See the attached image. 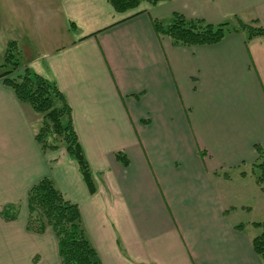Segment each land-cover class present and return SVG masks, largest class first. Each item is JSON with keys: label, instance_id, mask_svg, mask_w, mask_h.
<instances>
[{"label": "crops", "instance_id": "0c3cea01", "mask_svg": "<svg viewBox=\"0 0 264 264\" xmlns=\"http://www.w3.org/2000/svg\"><path fill=\"white\" fill-rule=\"evenodd\" d=\"M176 12L264 27V0L123 11L110 0H0V73L15 41L20 68L64 94L92 173L65 148L41 149L35 112L0 77V264H61L54 232L26 227L29 189L45 176L79 206L103 264H264L253 244L264 184L251 172L264 160V34L175 44L155 22ZM7 204L16 219L2 217Z\"/></svg>", "mask_w": 264, "mask_h": 264}, {"label": "trees", "instance_id": "16d2710c", "mask_svg": "<svg viewBox=\"0 0 264 264\" xmlns=\"http://www.w3.org/2000/svg\"><path fill=\"white\" fill-rule=\"evenodd\" d=\"M110 1L117 10L123 11L137 7L143 0ZM147 1L156 3L160 0ZM155 27L159 33L169 36L175 44L182 45L214 44L230 31H246L247 41L255 35L264 34V27L256 19L251 22L238 19L237 25L229 21L211 23L204 19L188 18L178 12L169 24L156 21ZM18 53L16 42L9 43L5 62L1 67L11 66L6 67L0 77H4V82L13 88L20 101L28 104L39 115L41 122L35 138L41 149L46 152L65 147L78 162L85 178L92 181L89 164L72 124L71 107L64 94L53 81L32 72L28 67L13 76L21 67L16 58ZM117 156L127 163L121 152ZM251 172L260 183H264V160L254 163ZM27 204V229L36 233L47 230L54 232L61 264H103L85 231L79 206L65 197L51 177L45 176L31 186ZM18 212L17 204H7L1 210V215L5 220H13L17 218ZM258 224L263 226V230L253 238V244L255 251L264 259V223Z\"/></svg>", "mask_w": 264, "mask_h": 264}, {"label": "rangeland", "instance_id": "374dc122", "mask_svg": "<svg viewBox=\"0 0 264 264\" xmlns=\"http://www.w3.org/2000/svg\"><path fill=\"white\" fill-rule=\"evenodd\" d=\"M143 1H145V0H143ZM147 1V0H146ZM142 2V1H141ZM140 2V3H141ZM232 24H234V23H232ZM11 66V65H10ZM9 66V67H10ZM9 67H7V68H9ZM21 72H23V70L21 69V68H19L17 71H15L14 73H13V76H16L18 73H21ZM36 115L34 116V119H35V121H36V125H37V129H38V126H39V124H40V122H41V119H40V117H39V115L37 114V113H35ZM65 121H67V119L65 120ZM60 148H65V147H63V146H61ZM258 181V180H257ZM261 184H264V183H261ZM256 211L258 210V212L259 213H261V211H262V209L260 208V205H259V207H256V209H255ZM262 219H264V218H262ZM261 230H263V227L261 228Z\"/></svg>", "mask_w": 264, "mask_h": 264}]
</instances>
